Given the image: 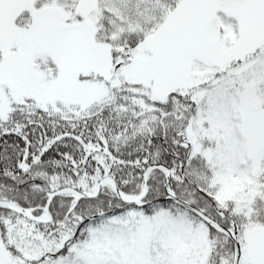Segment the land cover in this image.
<instances>
[{
	"label": "snow or ice",
	"instance_id": "1",
	"mask_svg": "<svg viewBox=\"0 0 264 264\" xmlns=\"http://www.w3.org/2000/svg\"><path fill=\"white\" fill-rule=\"evenodd\" d=\"M0 264H264V0H0Z\"/></svg>",
	"mask_w": 264,
	"mask_h": 264
}]
</instances>
